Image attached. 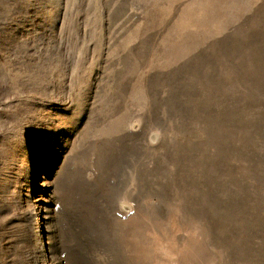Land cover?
<instances>
[{"label":"rangeland","instance_id":"rangeland-1","mask_svg":"<svg viewBox=\"0 0 264 264\" xmlns=\"http://www.w3.org/2000/svg\"><path fill=\"white\" fill-rule=\"evenodd\" d=\"M263 53L264 0H0V264H264Z\"/></svg>","mask_w":264,"mask_h":264},{"label":"trees","instance_id":"trees-1","mask_svg":"<svg viewBox=\"0 0 264 264\" xmlns=\"http://www.w3.org/2000/svg\"><path fill=\"white\" fill-rule=\"evenodd\" d=\"M255 59L259 60V61H263L262 62L263 63V67L261 69L264 72V53L257 55L255 57ZM243 86L245 87V85H243ZM250 90L254 91V92L250 91L251 97L257 95V97L260 96V97L264 98V84L252 85V86H250ZM236 92H237V88H236ZM254 103H255L254 101H250L249 102V106H248L247 109H246L245 104H243V109L246 110V111H253L254 112V111H257L258 109H263L264 108L263 104L256 107Z\"/></svg>","mask_w":264,"mask_h":264}]
</instances>
